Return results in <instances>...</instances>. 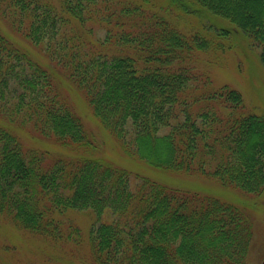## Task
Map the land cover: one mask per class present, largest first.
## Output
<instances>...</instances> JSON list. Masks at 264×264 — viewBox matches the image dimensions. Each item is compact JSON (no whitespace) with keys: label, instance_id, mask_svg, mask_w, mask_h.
<instances>
[{"label":"trees","instance_id":"trees-1","mask_svg":"<svg viewBox=\"0 0 264 264\" xmlns=\"http://www.w3.org/2000/svg\"><path fill=\"white\" fill-rule=\"evenodd\" d=\"M0 12L68 71L127 155L264 191V115L194 65L198 52L230 48V31L212 18L241 29L264 62V0H0ZM95 25L105 31L98 45ZM0 118V214L22 228L81 244L65 214L89 210L98 218L89 237L94 264H245L252 230L242 208L147 177L133 187L129 171L102 158L52 159L26 148L15 125L32 124L65 147L97 143L53 72L1 30ZM106 213L114 219L100 222Z\"/></svg>","mask_w":264,"mask_h":264},{"label":"rangeland","instance_id":"rangeland-1","mask_svg":"<svg viewBox=\"0 0 264 264\" xmlns=\"http://www.w3.org/2000/svg\"><path fill=\"white\" fill-rule=\"evenodd\" d=\"M11 18L14 17H6L0 12V30L16 46L29 53L34 61L53 72L61 96L97 143L96 150L65 147L52 136L41 138L32 124L15 125L14 130L26 148L48 151L52 159L75 158L81 155L102 158L129 171L133 187L138 184L139 179L147 177L170 187L208 194L232 203L246 211L251 223L252 240L248 246L245 264H263L264 191L257 196L248 194L236 187L222 186L217 180L199 173L182 174L158 170L137 157L127 155L118 140L96 118L85 92L69 79L68 71L52 60L42 45L31 43L23 32H19ZM195 22L192 18V22L187 21L185 25L192 27ZM207 22L230 31V48L226 46L228 48L223 52H198L194 55V65L199 71L209 75L213 87L231 86L242 94L248 112L264 115V62L261 48L241 29L226 20L212 18ZM94 29L92 39L98 45L104 38L105 31L98 25ZM65 218L81 230V244L52 241L22 228L10 216L0 214V264H94L89 237L91 227L98 222V218L89 210H69ZM113 219L112 214L106 213L100 222Z\"/></svg>","mask_w":264,"mask_h":264},{"label":"water","instance_id":"water-1","mask_svg":"<svg viewBox=\"0 0 264 264\" xmlns=\"http://www.w3.org/2000/svg\"><path fill=\"white\" fill-rule=\"evenodd\" d=\"M263 264H264V262H263Z\"/></svg>","mask_w":264,"mask_h":264}]
</instances>
